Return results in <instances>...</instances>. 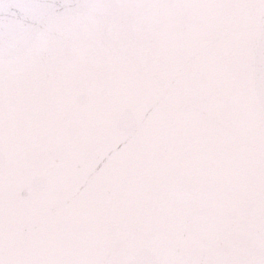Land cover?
Segmentation results:
<instances>
[{
    "label": "water",
    "instance_id": "obj_1",
    "mask_svg": "<svg viewBox=\"0 0 264 264\" xmlns=\"http://www.w3.org/2000/svg\"><path fill=\"white\" fill-rule=\"evenodd\" d=\"M33 14L0 40V264H264V0H0Z\"/></svg>",
    "mask_w": 264,
    "mask_h": 264
},
{
    "label": "flooded vegetation",
    "instance_id": "obj_2",
    "mask_svg": "<svg viewBox=\"0 0 264 264\" xmlns=\"http://www.w3.org/2000/svg\"><path fill=\"white\" fill-rule=\"evenodd\" d=\"M26 22L27 24H20L18 31L13 24L11 25L8 22L2 23V26H0V40L6 41V43L8 41L11 43L18 41L20 39L19 36L22 37L24 33H27V31L29 32L27 28L31 29L32 26H35L36 19L34 14L27 16ZM14 23L16 24V22Z\"/></svg>",
    "mask_w": 264,
    "mask_h": 264
}]
</instances>
